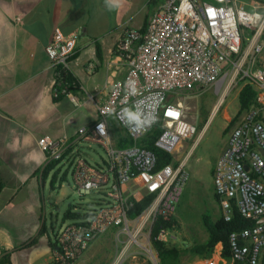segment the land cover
<instances>
[{"label":"built area","instance_id":"2783aa9c","mask_svg":"<svg viewBox=\"0 0 264 264\" xmlns=\"http://www.w3.org/2000/svg\"><path fill=\"white\" fill-rule=\"evenodd\" d=\"M263 10V11H260ZM79 31L63 34L55 29L45 47L49 68L70 71ZM125 64L123 78L113 81L98 120L80 128L77 141L97 144L105 152L102 162L91 164L80 156L69 159L73 183L80 194H99L94 209L63 223L55 234L48 264H73L89 245L113 231L114 255L109 264H159L155 243L168 244L166 226L190 179L183 144L197 135L180 100L184 92L214 87L228 78L246 79L256 91V103L239 117L227 135V144L213 166L212 183L222 217L230 221L233 204L243 218L256 224L229 235L235 264H262L264 258V6L247 10L237 0H161L149 14L144 30L125 29L116 45ZM89 65L88 70L92 71ZM135 92H132V88ZM63 94L74 102L71 92ZM139 109L151 124L132 131L121 119L123 109ZM109 119L127 134L132 145L118 148ZM161 121L155 146L173 161L157 167L155 152L141 140ZM45 165L63 160L64 140L48 136L38 140ZM60 161V162H61ZM245 166L248 169H245ZM151 202L139 215L129 216L136 200ZM215 247L213 257L221 258Z\"/></svg>","mask_w":264,"mask_h":264},{"label":"crops","instance_id":"0c3cea01","mask_svg":"<svg viewBox=\"0 0 264 264\" xmlns=\"http://www.w3.org/2000/svg\"><path fill=\"white\" fill-rule=\"evenodd\" d=\"M160 1L123 0L121 8L108 11L104 0H0V257L8 253L12 264L50 262L55 234L66 221L56 229L51 222L49 231L39 212L46 178L38 177L45 166V154L39 149L38 140L43 136L64 140L63 160L52 170L57 171V176L65 166L70 168L69 159L81 156L84 142L76 140L78 130L98 120L97 107L106 100L113 81L123 78L126 72L116 52L121 34L125 29L142 30ZM55 29L63 34L79 31L70 67L79 86V90L71 92L74 102L65 95L59 101L52 100L55 83L45 47ZM263 60L264 52L256 68ZM89 65L93 66L92 71L88 70ZM116 131L122 133L119 127ZM111 136L115 142L116 135ZM226 144L227 137L220 143L216 160ZM211 187L213 194V183ZM214 200L215 213L222 216L220 203ZM33 201L39 203V208L36 206L33 211L31 225L26 222L25 208ZM77 211L80 210L75 208ZM173 217L176 221V210ZM99 239V247L89 255ZM113 241V231L109 230L73 264H93L95 258L101 260L100 264H109L114 255ZM103 253L104 261L99 256ZM219 261L235 264L224 258ZM186 264L206 263L196 255Z\"/></svg>","mask_w":264,"mask_h":264},{"label":"rangeland","instance_id":"374dc122","mask_svg":"<svg viewBox=\"0 0 264 264\" xmlns=\"http://www.w3.org/2000/svg\"><path fill=\"white\" fill-rule=\"evenodd\" d=\"M246 6L247 10H253V7L264 6V0H237ZM263 11V10H260ZM240 76V74H238ZM238 76L234 79L228 78L222 84L219 91L214 87L205 90L193 89L184 92L180 100L187 108V118L196 125V128L203 119V112L209 111L207 123L203 126L197 135L186 142L180 154H174V160L180 158L194 145L188 153L186 167L190 173V180L184 189L180 201L176 208V222L170 229L171 241L167 244L169 247L183 248L203 242L206 239V232L201 224V215L209 214L213 219L217 217L215 213L216 202L212 194V176L211 167L215 162V155L224 142L228 133H224V128L228 125L231 118L236 113L237 93L239 90ZM81 156L91 164L101 163L105 159V152L97 144L84 143L82 146ZM67 170L66 176L59 183L63 172ZM62 173L53 179V173H49L45 180V186L41 195L42 204L39 210L40 214L46 220V226L50 231V225L56 229L62 222V217L70 204L75 205L80 211L94 209L92 206L99 194H80L73 183L71 168L65 166ZM33 181L29 184L32 185ZM29 187V186H28ZM92 204V205H91ZM44 205V206H43ZM39 208V203L33 201L30 206L25 208L29 224L34 221V209ZM67 220L65 223H67ZM15 225V224H14ZM100 239L94 244L93 250L89 255L94 253V248L99 247ZM114 242V241H113ZM114 247V244H113ZM108 248L104 251L107 252ZM104 255V256H102ZM105 257V253L100 254ZM190 256L183 258L182 264L190 259ZM199 258H201L199 256ZM202 259V258H201ZM103 258L102 261H104ZM212 261H205L206 264H219L221 261L212 257ZM101 260L95 258L93 264H100Z\"/></svg>","mask_w":264,"mask_h":264},{"label":"trees","instance_id":"16d2710c","mask_svg":"<svg viewBox=\"0 0 264 264\" xmlns=\"http://www.w3.org/2000/svg\"><path fill=\"white\" fill-rule=\"evenodd\" d=\"M146 26V25H145ZM145 26L142 30L145 29ZM97 49V55L99 56V49ZM56 83L54 84L53 89V101H59L64 97L63 90L67 92H74L79 90V86L74 79L73 75L70 71L58 68L56 73ZM238 85L239 90L237 93V107L236 113L229 121L228 125L224 128L223 132L228 133L230 129L235 125L236 121L239 119L241 115H243L252 105L256 103V91L252 84H250L246 79H240L238 76ZM203 119L201 123L198 125L197 132H200L203 126L207 123L209 118V111L205 110L203 112ZM110 131L111 134L116 135L115 145L118 148H125L132 145L131 140L127 136L125 132L118 134L116 128L119 126L114 120H110ZM120 129V128H119ZM116 131V133H115ZM162 133L161 121L157 123L148 134L142 138L141 144L152 149L157 157V167H162L173 161V157L165 152L164 150L155 146L156 140ZM61 160H53L46 164L40 172L38 177L41 179H45L50 172L60 163ZM53 179L57 177V171L53 173ZM213 174V170H211V175ZM66 176V173H63V176L59 179V183L61 184V180ZM3 189V182L0 178V192ZM214 198L219 202V199L215 193H213ZM151 198L145 197L141 200H136L133 208L129 212V216H137L139 215L147 206L150 204ZM93 204V205H92ZM94 206L96 203H92ZM76 207L74 205H69L65 213L63 214L62 221L67 220H75L80 219V211L74 212ZM175 218L166 224V226L171 229L175 224ZM201 224L206 232V239L198 244H194L192 246H186L183 248H175L169 247L167 244L163 243H155L154 246L158 252V260L159 264H181L182 260L186 256H200L203 260L211 262L213 257V250L215 247L221 248V258H224L228 261H232L231 253H230V244H229V235L234 232H241L244 229H248L253 227L256 224L255 220L243 218L238 212L237 208L233 204L232 207V216L230 221H225L222 216H219L213 219L209 214L203 213L201 215ZM0 264H12L10 260V255L8 253H4L0 257ZM264 264V258L262 261Z\"/></svg>","mask_w":264,"mask_h":264},{"label":"clouds","instance_id":"9594fccd","mask_svg":"<svg viewBox=\"0 0 264 264\" xmlns=\"http://www.w3.org/2000/svg\"><path fill=\"white\" fill-rule=\"evenodd\" d=\"M104 3L108 11H114L122 7L123 0H104ZM132 92H135L134 87L132 88ZM121 119L126 125L130 126L132 131L143 130L152 122L151 117L145 116L144 113L139 109L136 111L128 108L123 109Z\"/></svg>","mask_w":264,"mask_h":264},{"label":"water","instance_id":"95a60500","mask_svg":"<svg viewBox=\"0 0 264 264\" xmlns=\"http://www.w3.org/2000/svg\"><path fill=\"white\" fill-rule=\"evenodd\" d=\"M260 152L264 155V151H263V150H260ZM245 169L247 170L248 167L245 166ZM258 222H264V217H263V218H260V219L258 220Z\"/></svg>","mask_w":264,"mask_h":264}]
</instances>
